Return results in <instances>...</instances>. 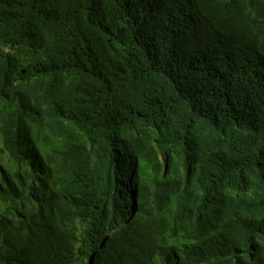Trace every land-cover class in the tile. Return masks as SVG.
Listing matches in <instances>:
<instances>
[{
	"label": "trees",
	"instance_id": "1",
	"mask_svg": "<svg viewBox=\"0 0 264 264\" xmlns=\"http://www.w3.org/2000/svg\"><path fill=\"white\" fill-rule=\"evenodd\" d=\"M0 264H264V0H0Z\"/></svg>",
	"mask_w": 264,
	"mask_h": 264
}]
</instances>
